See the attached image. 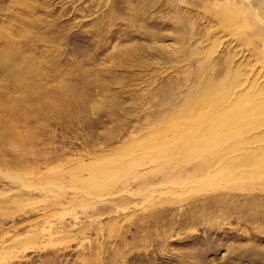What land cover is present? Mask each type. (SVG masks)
I'll list each match as a JSON object with an SVG mask.
<instances>
[{
    "label": "rangeland",
    "instance_id": "374dc122",
    "mask_svg": "<svg viewBox=\"0 0 264 264\" xmlns=\"http://www.w3.org/2000/svg\"><path fill=\"white\" fill-rule=\"evenodd\" d=\"M0 56V264H264V0H0Z\"/></svg>",
    "mask_w": 264,
    "mask_h": 264
},
{
    "label": "bare ground",
    "instance_id": "6f19581e",
    "mask_svg": "<svg viewBox=\"0 0 264 264\" xmlns=\"http://www.w3.org/2000/svg\"><path fill=\"white\" fill-rule=\"evenodd\" d=\"M258 2H259V1H258ZM258 2H257V3H258ZM1 55H2V54H1ZM3 57H4V56H0V59H2ZM255 138H256V137H255ZM253 140H254V139H253ZM254 141H255V140H254ZM254 141H252V142H254ZM255 142H256V141H255ZM255 142L253 143L252 148L249 147L250 149H252V151H253L252 154H253V155L259 152L258 148H256V147L254 146ZM249 148H248V149H249ZM259 148H260V147H259ZM261 157H263V155H262ZM212 160H213V159H212ZM251 160H252V159H251ZM215 161H216V159H215ZM252 162H253V161H252ZM257 167H258V166H257ZM257 167H255V168L257 169ZM262 167H263V166H262ZM263 173H264V172H263ZM263 173H262V174H263Z\"/></svg>",
    "mask_w": 264,
    "mask_h": 264
}]
</instances>
